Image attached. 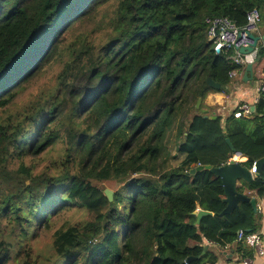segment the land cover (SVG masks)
Returning <instances> with one entry per match:
<instances>
[{
  "label": "trees",
  "instance_id": "1",
  "mask_svg": "<svg viewBox=\"0 0 264 264\" xmlns=\"http://www.w3.org/2000/svg\"><path fill=\"white\" fill-rule=\"evenodd\" d=\"M252 8L264 33V0H0V264H216L228 247L254 257L236 235L260 226L258 211L240 201L218 216L220 178L191 172L235 152L248 169L264 157V90L251 117L234 116L240 104L224 116L195 107L208 76L226 91L243 69L233 49L215 53L205 17L242 26ZM53 64V85L11 109ZM58 142L60 166L39 168ZM236 190L263 196L264 165ZM71 207L87 218L55 229L48 253L28 243ZM198 208L213 214L197 221Z\"/></svg>",
  "mask_w": 264,
  "mask_h": 264
},
{
  "label": "built area",
  "instance_id": "2",
  "mask_svg": "<svg viewBox=\"0 0 264 264\" xmlns=\"http://www.w3.org/2000/svg\"><path fill=\"white\" fill-rule=\"evenodd\" d=\"M261 21L260 12L257 8H252L246 15L245 23L242 26L236 25L229 17L223 15H210L205 17L207 25V38L213 43L215 53H220L223 49H233L234 54L232 59L235 64L244 67L248 63L253 65L257 62L258 50L264 48V39L259 33V24ZM249 34L259 35L260 39L257 41L253 50L248 53L241 54L238 48L247 47L253 44V39ZM238 71H231L229 76L231 78L237 75ZM264 90V83H259L255 89L257 95ZM257 99V97H256ZM255 99V101H256ZM251 103L242 102L238 109L234 111L235 117H250L252 115ZM252 163L250 171L255 173V166ZM258 208V207H257ZM199 210V208L197 209ZM236 240L244 243L247 247L253 250L255 256L261 257L264 255V219L260 226L253 231L238 230ZM234 264H252V259L243 258L238 259Z\"/></svg>",
  "mask_w": 264,
  "mask_h": 264
},
{
  "label": "rangeland",
  "instance_id": "3",
  "mask_svg": "<svg viewBox=\"0 0 264 264\" xmlns=\"http://www.w3.org/2000/svg\"><path fill=\"white\" fill-rule=\"evenodd\" d=\"M264 59H259L254 64V69L257 70V67L261 64V62ZM58 71V64L51 65L50 67L45 68L40 74H38L35 78H33L28 83L24 84L21 88L20 93L17 94L15 99L13 100V103L11 105V109L19 108L23 106L29 99L33 98L36 93L39 92V90H45L49 86L53 85L54 83V74ZM261 79L262 76H259ZM257 83H260V80H258ZM209 91H214L212 88L208 89ZM206 97L203 99L202 104L201 101L199 103V107H201L202 110L208 111L209 113H220L221 111L217 112L216 107L217 105H211L208 106L206 104ZM197 102V101H196ZM201 104V105H200ZM196 105V104H195ZM196 107V106H195ZM227 114V113H224ZM64 152V147L60 142L53 145V147L47 149L39 159V168L43 166H49V168L54 171V168L59 167L61 164L62 159L64 156H62V153ZM174 165L176 164V159L172 161ZM55 174L57 172H54ZM104 190H110L109 188H105ZM87 218V215L85 211L80 207H71L68 210L62 211L57 216L53 217L49 222V227L44 228L40 227L35 232L36 237H30L28 240V243L38 247L42 248L41 250L45 253H48L49 249V240L50 235L52 232L61 227L66 222H77L81 220H85ZM3 226V225H2ZM33 236V235H32ZM6 264H17L13 261V259H10Z\"/></svg>",
  "mask_w": 264,
  "mask_h": 264
},
{
  "label": "water",
  "instance_id": "4",
  "mask_svg": "<svg viewBox=\"0 0 264 264\" xmlns=\"http://www.w3.org/2000/svg\"><path fill=\"white\" fill-rule=\"evenodd\" d=\"M249 37L253 39V44L247 47H240L238 48V52L241 54L251 52L253 50V47L256 45L257 41L260 39L259 35L249 34ZM262 38L264 39V35H262ZM258 60V58H257ZM242 79L243 81H252L253 79V64L248 63L245 65L243 73H242ZM206 84L214 89H219L220 84L218 82H215L211 79V77L206 78ZM200 103V98L197 99L196 102V108H198ZM254 105H251V110L253 111ZM203 117H207V115H204ZM210 119H215V115L208 116ZM226 142L231 150L234 149L231 141L229 138H226ZM236 159H230L226 164L218 166V167H211L210 165H199L195 169H192L191 172H194L195 170H201L203 168L209 169L210 172L214 173L216 176L220 178V181L223 186L224 191V201L226 203V206L224 209L218 214V216H222L223 214L229 213L233 209L238 208V204L240 201L249 202L252 206V209L254 212H257V203L254 197L248 196L247 194L243 192H239L236 190V186L238 181L250 183L253 179V176H257L263 165H264V157L258 159L255 161V173L252 174L250 169L243 166L241 161L237 159V156L240 155L239 152H235ZM105 195L109 200L112 199V191L111 190H104ZM197 221L200 220V218L204 215H212L213 213L208 210H197Z\"/></svg>",
  "mask_w": 264,
  "mask_h": 264
},
{
  "label": "crops",
  "instance_id": "5",
  "mask_svg": "<svg viewBox=\"0 0 264 264\" xmlns=\"http://www.w3.org/2000/svg\"><path fill=\"white\" fill-rule=\"evenodd\" d=\"M259 33L263 34L262 28L259 27ZM264 64V60L261 62L257 70L254 69L253 65V76L257 79L254 82L252 81H243L242 73L238 72L235 77L232 78L231 82L226 88V91H209L206 95V104L208 106L217 105L218 110L221 111L219 114L224 116V113H230L236 108L238 104L246 101L248 103L253 104L255 102L256 97L258 96L255 92V89L259 83L258 80L263 76L261 72V67ZM251 117V116H250ZM232 159H236V155L234 154ZM237 159L241 162L245 161L247 158L245 156L239 155ZM254 177V176H253ZM242 182L238 181L237 185ZM250 196L254 197L257 203V211L259 213V222L264 219V195L259 197L254 191H249ZM252 259V264H264V255L261 257L255 256ZM238 260V255L234 252L230 247L226 248L223 252L219 254V259L216 264H234V262Z\"/></svg>",
  "mask_w": 264,
  "mask_h": 264
}]
</instances>
